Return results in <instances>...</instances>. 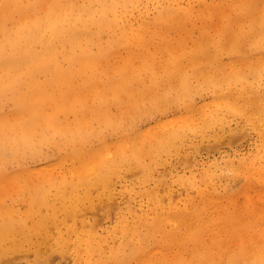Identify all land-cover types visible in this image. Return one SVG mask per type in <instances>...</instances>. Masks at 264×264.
I'll return each instance as SVG.
<instances>
[{
  "label": "bare ground",
  "instance_id": "bare-ground-1",
  "mask_svg": "<svg viewBox=\"0 0 264 264\" xmlns=\"http://www.w3.org/2000/svg\"><path fill=\"white\" fill-rule=\"evenodd\" d=\"M223 1L0 0V264H264V0Z\"/></svg>",
  "mask_w": 264,
  "mask_h": 264
},
{
  "label": "rangeland",
  "instance_id": "rangeland-1",
  "mask_svg": "<svg viewBox=\"0 0 264 264\" xmlns=\"http://www.w3.org/2000/svg\"><path fill=\"white\" fill-rule=\"evenodd\" d=\"M221 0H218V2ZM231 1L230 0H225L222 2V4L227 8L228 6H230ZM256 6L259 9H262L264 7V4L262 1H259L258 3L256 2ZM214 20H218L219 22H226V19L220 15V14H216L214 15ZM205 27L209 29V31H211L213 29V27L211 26V21H207L204 23ZM200 28L198 26L192 27V26H186V29L182 30V31H178L177 32H173V37H175L177 34H182L183 36H186L187 41H189V43L191 42L192 38H195L197 35H199L200 33ZM224 59L226 60V56H224ZM233 126L235 125V121L232 122ZM257 143H258V138L255 134V132L252 129H248V133L246 136H242L241 138L237 139L235 142H233L232 144H222L220 146H214V147H210V148H206V149H201L198 153H197V160H196V170L197 171H202L204 168L212 165V164H219L220 166H222L223 162L227 159V158H236V159H240V158H249L251 156H253L256 151H257ZM180 165V164H179ZM177 170H179L180 172H186L187 174L189 173V167L188 166H184V165H180V167L178 166L176 168ZM243 180L239 183H242ZM239 183H231L233 185H238ZM219 184V183H218ZM121 184H119V189L121 188ZM179 191H181L182 195L185 197L186 196H190V197H197V191L194 188H181L179 189ZM264 192V191H263ZM257 195H260L261 193H255ZM255 196L254 198V205H256L257 207H261L262 209H264V198H259L258 196ZM118 197H119V201L121 203V206L124 207L126 206L125 204V200L126 198L121 194L118 193ZM133 205L134 207L137 208L138 212L142 211L143 209H145L146 201L141 199L139 195H137V197L135 198V200H133ZM238 207L235 206H231V210L237 212ZM114 217L112 216L111 218L105 219L103 222L110 226L113 222ZM169 228V225L168 227ZM159 239L161 238V234L158 233L155 236V239ZM190 254H187L186 256H189ZM17 264H27L26 261H22V262H17ZM61 264H72L69 261H61Z\"/></svg>",
  "mask_w": 264,
  "mask_h": 264
}]
</instances>
